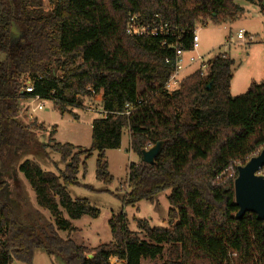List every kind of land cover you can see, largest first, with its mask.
<instances>
[{
    "label": "trees",
    "instance_id": "1",
    "mask_svg": "<svg viewBox=\"0 0 264 264\" xmlns=\"http://www.w3.org/2000/svg\"><path fill=\"white\" fill-rule=\"evenodd\" d=\"M245 1L264 13V0ZM243 11L239 0H0V51L5 53L0 61V264H33L37 249L64 264H108L111 257L141 264L163 254L162 264H264V219L253 212L236 217L238 166L232 176L227 173L235 161L245 164L264 147V78L233 96L234 59L218 53L167 93L163 85L172 64L166 58L172 49L161 45L162 36L132 37L125 31L134 13L143 23L161 20L178 31L181 47L190 51L198 22L234 20ZM14 24L22 29L19 39L12 37ZM28 85L32 93L25 90ZM93 94H101L106 115L92 122L90 149L55 142L53 127L39 148L59 153L64 169L45 171L31 159L17 168L40 126L22 121L24 103L39 95L64 114ZM125 129L141 159L128 167L124 205L153 202L170 190L169 227L144 220L141 238L119 212L108 221L109 243L89 247L62 237L60 230H78L71 219L99 216L88 199L73 198L69 186L79 183L93 151L98 152L96 178L112 182L105 153L120 147ZM158 143L154 163L144 162V148ZM15 169L53 222L30 223L24 216Z\"/></svg>",
    "mask_w": 264,
    "mask_h": 264
},
{
    "label": "rangeland",
    "instance_id": "2",
    "mask_svg": "<svg viewBox=\"0 0 264 264\" xmlns=\"http://www.w3.org/2000/svg\"><path fill=\"white\" fill-rule=\"evenodd\" d=\"M239 3H243L247 8L243 14L234 20L219 23L208 21L206 25L203 22H198L196 33L199 37V47L194 52H186V55L200 56L204 62H207L216 54L227 51L234 59L230 88L233 96L244 93L248 89L243 88L244 83L249 81L250 85L252 82H260L264 78V13L260 16H254L250 9V2L239 0ZM12 28L13 38L19 39L22 35V29L15 24ZM240 29L250 33V35L246 34L244 40L237 37ZM249 36H253V39L249 40ZM4 59L5 53L0 51V61ZM200 66L201 62L190 64L186 67L184 74L189 75L199 69ZM138 88L142 90L143 86L139 85ZM83 100L82 107L71 106L69 107L70 111L64 114L51 100H41L44 104L42 110L32 111V108L37 105V101L32 104L27 101L22 105L20 114L22 121L25 124H31L34 121L35 126H40L33 129L35 141L31 149L20 156L17 168L24 160L31 159L38 162L45 171L58 172L64 169L66 163L61 160L59 153L49 147L39 148L40 145L48 143L53 127L56 129L53 134L55 142L70 143L82 150L90 149L92 145V122L94 119L104 116L102 96L101 94H93L91 97H83ZM151 147L153 146H147L144 150ZM262 149L254 155L259 154ZM97 156V151L91 153L86 160L85 171L81 168L79 172V183L70 185L69 190L73 198L88 199L93 206L100 210V214L98 217L84 215L79 219H71L78 230L73 232L60 230L59 233L62 237L70 236L76 243L85 244L89 247L109 243L113 240V236L108 221L112 213L119 212L126 213L129 229L137 232L141 238H144L141 229V222L144 220H148L152 227H169L167 212L170 203L167 196L170 194V190L159 194L153 202L142 200L133 206L124 205L123 198L129 189L127 185L128 167L132 162H139L141 159L140 155L130 148L128 130L123 131L120 147L108 149L105 153L108 169L113 176L111 183H103L96 178ZM239 165H243V163L235 161L233 170L235 171V166ZM15 174L18 185L16 191L22 198L21 208L24 216L28 217L30 223L46 224L53 222L54 218L51 213L37 204L35 193L23 174L19 171ZM261 174H264V167L261 169ZM11 190L14 191V189ZM64 215L68 217L65 212ZM165 259L166 255L163 254L156 259H142L141 264H162ZM11 264L25 263L13 260ZM33 264H64V261L61 257L49 255L45 250L37 249L34 252Z\"/></svg>",
    "mask_w": 264,
    "mask_h": 264
},
{
    "label": "built area",
    "instance_id": "3",
    "mask_svg": "<svg viewBox=\"0 0 264 264\" xmlns=\"http://www.w3.org/2000/svg\"><path fill=\"white\" fill-rule=\"evenodd\" d=\"M127 35L132 37L137 36H162L161 39V45L166 46L170 49H172V54L168 55L166 58L167 61L171 62L172 64V71L167 78L166 82L163 85L164 91L167 93H172L174 90L178 89L181 85L182 81L185 79V69L188 65L201 62V66L199 69L204 70L207 67V62H204L202 60V57L195 55H186V52H194L199 47V37L196 33V30L194 32L193 41H192V50L186 51L183 49L179 43L178 31L173 29L167 22L164 21H152L151 23H143L139 16L134 13L131 14L128 18V21L126 23V29H125ZM177 31V32H176ZM246 32L244 29H240L237 33V37L239 39H245L246 38ZM175 36V40L171 43L168 42L167 37L168 36ZM253 36H249V40H252ZM27 92L32 93L33 87L31 85H28L25 89ZM94 93V91L92 90ZM42 99L39 95H36L32 97L30 100V103H34L37 101V105L32 108L33 110H42L44 108L43 102H41ZM104 115H106V112H104ZM125 114L127 116L130 115V108L128 107L125 111ZM233 166H230L227 170V173L229 176H232L235 171L232 168ZM261 174V170L259 172ZM235 255V253H233ZM123 264V261L119 260L117 257H111L108 264Z\"/></svg>",
    "mask_w": 264,
    "mask_h": 264
},
{
    "label": "water",
    "instance_id": "4",
    "mask_svg": "<svg viewBox=\"0 0 264 264\" xmlns=\"http://www.w3.org/2000/svg\"><path fill=\"white\" fill-rule=\"evenodd\" d=\"M11 34L13 37V28ZM160 149L161 143H158L147 150H143L144 162L153 164ZM263 167L264 148L245 164L237 167L238 175L234 181L235 202L239 207L236 214L237 218L242 217L247 212H253L258 219H264V174L259 173Z\"/></svg>",
    "mask_w": 264,
    "mask_h": 264
},
{
    "label": "crops",
    "instance_id": "5",
    "mask_svg": "<svg viewBox=\"0 0 264 264\" xmlns=\"http://www.w3.org/2000/svg\"><path fill=\"white\" fill-rule=\"evenodd\" d=\"M241 4V3H240ZM243 4V3H242ZM241 4V5H242ZM251 6V11H252V15H254V16H260L263 12L261 11V8H260V6L258 5V4H256V3H251L250 4ZM243 7H244V11H243V13L245 12V8H247L244 4L242 5ZM243 13H241V14H243ZM240 14V15H241ZM239 16H237L236 18H238ZM247 34H249L250 35V33H248L247 32ZM223 53H226V54H228L229 56H231L227 51H224ZM264 73V72H263ZM252 82V81H251ZM250 82V83H251ZM249 87V81L248 82H246V83H244V85H243V88L244 89H247ZM72 222V221H71ZM73 224V223H72ZM69 234V233H68ZM68 237H70V236H68ZM85 245V244H84ZM88 246V245H87Z\"/></svg>",
    "mask_w": 264,
    "mask_h": 264
}]
</instances>
